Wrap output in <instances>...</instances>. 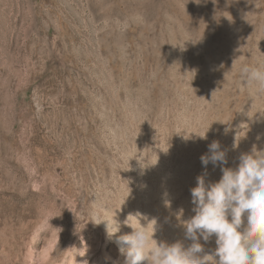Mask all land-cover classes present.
<instances>
[{
	"label": "rangeland",
	"instance_id": "1",
	"mask_svg": "<svg viewBox=\"0 0 264 264\" xmlns=\"http://www.w3.org/2000/svg\"><path fill=\"white\" fill-rule=\"evenodd\" d=\"M244 65L264 66V0H0V264H76L83 241L89 264H125L92 223L124 202L121 222L190 244L177 213L195 214L208 145L232 168L264 150Z\"/></svg>",
	"mask_w": 264,
	"mask_h": 264
},
{
	"label": "clouds",
	"instance_id": "2",
	"mask_svg": "<svg viewBox=\"0 0 264 264\" xmlns=\"http://www.w3.org/2000/svg\"><path fill=\"white\" fill-rule=\"evenodd\" d=\"M240 72L249 85L256 84L264 90V66L244 65ZM207 132L199 137L207 139ZM237 145L236 142L234 147ZM200 160L205 172L197 176L196 186L190 190L195 214L183 220V209L177 213L190 244L156 239L160 228L157 218H149L138 210L128 213L121 222L117 213L125 202L108 219L94 214L92 223L105 225L109 241L115 237L125 264H264V150H257L254 145L250 152L239 156L235 168L226 167L227 149L222 150L220 142L214 140ZM209 164L222 172L216 182H206ZM165 204L170 207V201ZM122 225L130 227L131 233L117 235ZM213 237L215 248L206 250L205 245ZM69 250L73 251L76 264H89L85 258L89 249L84 241L81 247L71 246L66 251Z\"/></svg>",
	"mask_w": 264,
	"mask_h": 264
},
{
	"label": "bare ground",
	"instance_id": "3",
	"mask_svg": "<svg viewBox=\"0 0 264 264\" xmlns=\"http://www.w3.org/2000/svg\"><path fill=\"white\" fill-rule=\"evenodd\" d=\"M132 230V229H131Z\"/></svg>",
	"mask_w": 264,
	"mask_h": 264
}]
</instances>
